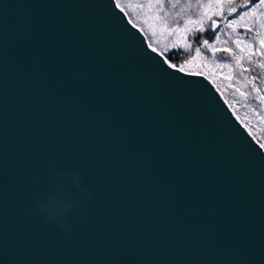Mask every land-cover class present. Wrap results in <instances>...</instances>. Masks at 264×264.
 Instances as JSON below:
<instances>
[{
	"label": "water",
	"instance_id": "obj_1",
	"mask_svg": "<svg viewBox=\"0 0 264 264\" xmlns=\"http://www.w3.org/2000/svg\"><path fill=\"white\" fill-rule=\"evenodd\" d=\"M0 264H264V145L117 0H0Z\"/></svg>",
	"mask_w": 264,
	"mask_h": 264
},
{
	"label": "trees",
	"instance_id": "obj_2",
	"mask_svg": "<svg viewBox=\"0 0 264 264\" xmlns=\"http://www.w3.org/2000/svg\"><path fill=\"white\" fill-rule=\"evenodd\" d=\"M117 2L145 31L150 43L165 56L171 57L169 60L177 66L186 67V62L196 51H199V49L195 51L199 47L211 67L208 70L200 69L201 72L214 80L244 123L264 145V128H260L261 125L264 126V121L259 116H264V75L262 74L264 47L258 46L253 52H244V57H239L238 47L241 44H236L235 39L228 38L234 30L228 27V24L241 20L240 17L245 13L252 14L255 11L264 13V0H212L211 6L195 20H188L186 17L188 10L186 0H117ZM192 4L195 5L194 2ZM233 8L236 9L235 12L232 11ZM212 21L218 23L219 28L199 31L201 27L207 28ZM239 30L240 28L236 29ZM193 31L196 42L190 51L174 47L177 44L183 45L184 40ZM249 32L252 34L251 31ZM203 39H207L216 48L228 47L232 51L213 54L211 50L203 47ZM230 56L235 62L228 72L218 59ZM188 69L191 70V67ZM236 78L239 82H236Z\"/></svg>",
	"mask_w": 264,
	"mask_h": 264
},
{
	"label": "rangeland",
	"instance_id": "obj_3",
	"mask_svg": "<svg viewBox=\"0 0 264 264\" xmlns=\"http://www.w3.org/2000/svg\"><path fill=\"white\" fill-rule=\"evenodd\" d=\"M192 2H194L195 5H193ZM211 4H212V0H206V1L186 0V6L188 7V10L186 12L187 19L195 20L197 16L202 15L204 11L211 6ZM189 7L191 8L190 11H189ZM231 24H232L231 27L232 30L234 29L233 30L234 34L231 33V35H229L228 38L230 40H232L233 38V40L235 39L234 41L236 44L237 41H239V43L241 44L240 47H238L239 57H244V52H253L255 48L258 46H261L262 48L264 47V45L261 44V41H264V13L255 11L252 14L244 15L242 20H236ZM237 28H240V30L236 31ZM249 31H251L252 34H250ZM233 36H235L236 38ZM220 60H221V66H225L228 72L232 69V65L235 62V60L231 56L229 58L218 59L219 62ZM187 67L188 68L191 67V70L188 69ZM262 67L264 69L263 65ZM181 68L185 70L201 72V70L203 69L208 70L211 67L208 64V60L206 56L205 55L203 56L200 51H196L193 54V56L186 62V67H181ZM260 70H262L261 67ZM262 74L264 75L263 71ZM236 82H239L238 78H236ZM259 116L260 119L264 121V116L262 115ZM260 124L262 123L260 122ZM260 128L263 129L264 126L261 125Z\"/></svg>",
	"mask_w": 264,
	"mask_h": 264
},
{
	"label": "clouds",
	"instance_id": "obj_4",
	"mask_svg": "<svg viewBox=\"0 0 264 264\" xmlns=\"http://www.w3.org/2000/svg\"><path fill=\"white\" fill-rule=\"evenodd\" d=\"M70 174L69 176H71ZM50 189H53L50 195H48L43 201L37 202L39 215L52 224L71 223L77 220L78 213L81 208L80 202L71 194L70 191L66 192L63 186H58L54 183L49 184ZM71 188L78 190L79 192L86 191L81 184H71ZM56 203H64L68 206L69 211L62 217L57 218L50 211L51 207Z\"/></svg>",
	"mask_w": 264,
	"mask_h": 264
},
{
	"label": "snow or ice",
	"instance_id": "obj_5",
	"mask_svg": "<svg viewBox=\"0 0 264 264\" xmlns=\"http://www.w3.org/2000/svg\"><path fill=\"white\" fill-rule=\"evenodd\" d=\"M232 11L235 12L236 9L233 8ZM245 15H248V13H245ZM240 19L242 20V19H243V16H241ZM219 26H220V25H219L218 23H216L215 21H212L211 24H209L207 28H205V27H201V28L199 29V31H207V30H209L210 28H219ZM228 27H232V24L229 23V24H228ZM195 42H196V35H195V31H193V32L191 33V35H190L187 39L184 40L183 45H179V44H177V45H174V47H180V48H182L184 51H190L191 48H192V45H193ZM237 43H239V41H237ZM261 44L264 45V41H261ZM203 47L206 48V49L211 50V51L213 52V54H215V53H217V52L231 53V51H232V49H230V48H228V47H224V48H216L214 45H211L207 39H203ZM197 49H199V51H201L199 47H197V48L195 49V51H196ZM165 58H166V59H171V57H168V56H165Z\"/></svg>",
	"mask_w": 264,
	"mask_h": 264
}]
</instances>
